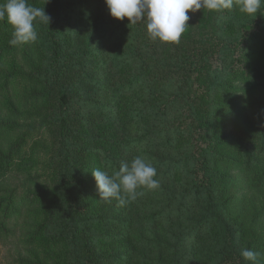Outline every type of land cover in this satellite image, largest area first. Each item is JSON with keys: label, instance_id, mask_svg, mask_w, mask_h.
Here are the masks:
<instances>
[{"label": "trees", "instance_id": "obj_1", "mask_svg": "<svg viewBox=\"0 0 264 264\" xmlns=\"http://www.w3.org/2000/svg\"><path fill=\"white\" fill-rule=\"evenodd\" d=\"M27 3L43 8L49 25L37 19V41L13 46V26L0 20V100L10 98L13 86V96L28 94L41 105L28 113L41 117L53 150L44 161L37 155L21 163L17 135L9 142L17 123L6 124L0 112V174L18 165L22 172L38 164L42 170L39 177L26 176L21 189L0 186V238L12 235L26 248L23 264L116 263L121 255L112 252L115 239L104 234L87 194L84 156L98 154L111 175L121 162L140 155L157 168L160 186L139 189L144 194L124 205L128 215L118 222L128 226L134 211L141 224H166L169 232L153 238L139 232L143 248L154 250V258L143 264H201L184 250L189 230L213 249L211 261L202 264H252L240 254L243 203L249 194L262 199L259 213L264 214V124L243 127L233 120L264 108V62L255 58L263 45L258 35L249 34L245 23L230 37L222 24L232 19L228 9L189 11V25L176 44L151 40L146 21L112 17L104 0ZM76 17H86L87 23L98 18L94 42L111 45L110 70L128 67L124 80L101 76L95 71L99 61L90 59L93 50L77 49ZM243 53L247 63L240 67ZM133 91L139 99L123 112L126 93ZM12 109L9 102L6 110ZM115 113L120 120L111 117ZM102 121L106 130L94 128ZM126 122L137 126L126 131L121 127ZM236 186L245 192L238 195Z\"/></svg>", "mask_w": 264, "mask_h": 264}, {"label": "rangeland", "instance_id": "obj_2", "mask_svg": "<svg viewBox=\"0 0 264 264\" xmlns=\"http://www.w3.org/2000/svg\"><path fill=\"white\" fill-rule=\"evenodd\" d=\"M230 12V17L232 19H223V26L230 32V37H234V32L239 31L243 24H248V33L249 34H257L258 39H260L263 45L260 47V51L255 57L259 62H264V5H261V8L257 15L251 16L240 10L239 0H234V5L231 9H228ZM105 13V12H104ZM101 16V15H100ZM86 17H76L73 19L72 26L77 31L76 40L74 45L78 50H83V48L87 47L89 50H93L90 55V59L95 61V58L99 62H97L96 72L101 73V76L111 77L115 75V77H119L121 80H124L129 73L128 67H122L118 69L116 72L110 70L112 67L109 62V52L111 45L107 42L99 43L94 42L95 39L99 38V33L96 35V29L94 28V22L98 19L92 18L89 23L85 22L84 19ZM250 24V25H249ZM240 41L237 40L234 42V46L237 48L240 46ZM99 48V52L95 54V47ZM97 55V57H95ZM22 56V55H21ZM247 54L241 55V66L247 63ZM101 60V61H100ZM16 63L18 65H22L23 61L19 57L16 59ZM239 62L237 60L233 63V68L235 69L238 66ZM92 71L94 68L92 67ZM234 70L231 69V74ZM13 86L11 87L10 93L12 94L10 98L5 100H0V112L4 114L3 121L8 124L10 122L17 123V131L16 133L11 135V142L16 135L17 139L14 141H18L19 145L15 146L17 160L21 161L26 160L29 162L38 157L39 161H44L45 158L49 156L51 151L53 150V141L51 139L50 134L46 131V128L42 127L43 124L41 122V117L33 118L29 115L28 112L30 110L38 111L41 109V105H37V102L33 101L28 94L21 95L18 97L13 96L12 93ZM9 97V96H8ZM139 99V93L136 91L127 92L124 101L121 104V108L123 112L129 111L133 108L135 102ZM9 102L12 104L13 108L10 113L7 112V108L9 107ZM7 106V107H5ZM114 112H117L114 110ZM33 116V114H32ZM127 115H123V119H126ZM112 118H116V120H120L118 113H115L111 116ZM249 117L248 121H244V118ZM102 120L103 117H100ZM103 122V121H102ZM234 124L240 125L241 123L243 127L255 124L261 125L264 124V108L261 110L248 111L244 113L241 119L233 120ZM98 124V123H97ZM115 126H118L119 123H115ZM137 124H130L128 122L122 125L126 131H132ZM94 128H106L105 123L103 122L101 125H97ZM119 129V127H117ZM97 129H93L94 132ZM106 130V129H105ZM48 133V136L45 135ZM25 134V135H24ZM27 134V135H26ZM111 134H106L105 138ZM26 138V142L22 143L23 138ZM7 142L5 145V155L11 153L10 144ZM13 142V143H14ZM17 142V143H18ZM48 154V155H47ZM87 159V194L93 204V210L95 211V216L103 220L104 234H111V237L115 239V242L111 246L112 252H115L117 255H121L119 260L114 264H143L146 262L149 257L154 258V250H146L143 248V243L139 241V235L141 234L148 238H153L154 234H159L164 236V234L169 235V232L166 233L167 226L166 224H158L154 225H144L141 224L139 220V214L137 212L131 211L130 213L131 219L128 226L124 224L123 221L121 223L119 220H124L123 217H126V208L124 206H119L116 200H112L111 203H108L100 198H98V193L96 191L95 180L91 174V171L94 169H100L102 171L107 172L106 167L101 165L100 156L95 153H89L84 156ZM25 167H29L25 165ZM41 164H38L37 167L33 169H28L26 172H22L21 168L18 166L9 167L7 171H2L0 174V186L3 185L4 188L9 189H21L24 185V179L26 176H34L39 177L41 175L42 170ZM238 195H241L245 192L244 189L236 186ZM250 194L246 197L244 205V214H245V236L243 238V247L253 250L255 252L260 253L258 257V264H264V214L259 213L262 209L263 200L256 197H249ZM247 200L249 202H247ZM110 218H112V222L109 225ZM188 223V222H187ZM183 226V225H182ZM189 226V223H188ZM117 232L122 235H117ZM139 233V234H138ZM16 234H20L18 231ZM197 232L194 230H189L187 234L186 243H184V250L189 251L188 254L191 258L197 259L199 263L210 262L211 255L213 253V249L207 243L205 244V239H198ZM142 243V244H141ZM26 248L18 244V241L10 235L6 237L0 238V264H23L25 260V254H27ZM129 255V256H128ZM128 256V258H127Z\"/></svg>", "mask_w": 264, "mask_h": 264}, {"label": "clouds", "instance_id": "obj_3", "mask_svg": "<svg viewBox=\"0 0 264 264\" xmlns=\"http://www.w3.org/2000/svg\"><path fill=\"white\" fill-rule=\"evenodd\" d=\"M112 17L129 23L146 21V30L153 41L176 43L188 27L189 11L196 12L206 8L217 12L231 9L234 0H104ZM264 0H239L240 10L256 16ZM7 19L13 26V35L9 43L13 46L34 43L38 33L34 27L37 19L49 25L50 17L43 8L27 3V0H6L0 4V20ZM91 174L95 180L98 198L111 203L116 200L119 206L135 201L144 193L139 189L159 188L157 168L144 157L137 155L130 162H121L119 169L111 175L100 169ZM241 256L258 264L260 253L248 248L241 249Z\"/></svg>", "mask_w": 264, "mask_h": 264}]
</instances>
